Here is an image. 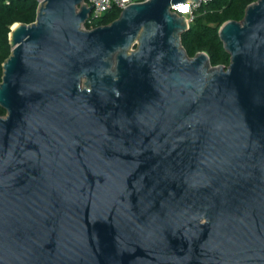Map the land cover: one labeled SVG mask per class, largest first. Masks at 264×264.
I'll return each mask as SVG.
<instances>
[{"label": "water", "instance_id": "water-1", "mask_svg": "<svg viewBox=\"0 0 264 264\" xmlns=\"http://www.w3.org/2000/svg\"><path fill=\"white\" fill-rule=\"evenodd\" d=\"M190 2L12 26L0 264H264V0L220 27L228 67L187 53Z\"/></svg>", "mask_w": 264, "mask_h": 264}, {"label": "trees", "instance_id": "trees-1", "mask_svg": "<svg viewBox=\"0 0 264 264\" xmlns=\"http://www.w3.org/2000/svg\"><path fill=\"white\" fill-rule=\"evenodd\" d=\"M257 0H209L194 11V19L189 30L182 34V44L190 57L205 51L209 54L213 66L228 67L231 56L220 38V27L229 20L243 19L246 8ZM39 0H0V82L3 78V63L12 53L10 32L16 23L35 22ZM121 10L113 8L93 26L85 24L86 29L106 25L119 17ZM6 110L0 106V116Z\"/></svg>", "mask_w": 264, "mask_h": 264}, {"label": "built area", "instance_id": "built-area-1", "mask_svg": "<svg viewBox=\"0 0 264 264\" xmlns=\"http://www.w3.org/2000/svg\"><path fill=\"white\" fill-rule=\"evenodd\" d=\"M147 0H84V2L88 5V7H93L88 19L86 20V22L83 24V28L86 29L85 24L89 23L91 26L94 25V23L99 20L100 18H102L107 12H109L110 10H112L113 8H118L121 11L128 7L131 4L134 3H139V2H145ZM209 0H201L200 4H195L193 2H190L188 5V9L189 12L191 14V18H190V23L193 21L194 19V11L201 6L202 3L207 2ZM174 11L179 12L180 14H183L186 16V14L181 11V10H175L173 8ZM95 27H92L91 29H93Z\"/></svg>", "mask_w": 264, "mask_h": 264}, {"label": "snow or ice", "instance_id": "snow-or-ice-1", "mask_svg": "<svg viewBox=\"0 0 264 264\" xmlns=\"http://www.w3.org/2000/svg\"><path fill=\"white\" fill-rule=\"evenodd\" d=\"M180 10L181 11H187V8H181Z\"/></svg>", "mask_w": 264, "mask_h": 264}, {"label": "rangeland", "instance_id": "rangeland-1", "mask_svg": "<svg viewBox=\"0 0 264 264\" xmlns=\"http://www.w3.org/2000/svg\"><path fill=\"white\" fill-rule=\"evenodd\" d=\"M135 48V47H134Z\"/></svg>", "mask_w": 264, "mask_h": 264}]
</instances>
